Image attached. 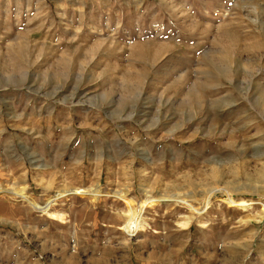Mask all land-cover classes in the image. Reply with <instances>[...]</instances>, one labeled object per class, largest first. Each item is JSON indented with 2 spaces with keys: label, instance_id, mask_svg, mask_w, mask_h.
Segmentation results:
<instances>
[{
  "label": "rangeland",
  "instance_id": "1",
  "mask_svg": "<svg viewBox=\"0 0 264 264\" xmlns=\"http://www.w3.org/2000/svg\"><path fill=\"white\" fill-rule=\"evenodd\" d=\"M0 264H264V0H0Z\"/></svg>",
  "mask_w": 264,
  "mask_h": 264
},
{
  "label": "bare ground",
  "instance_id": "2",
  "mask_svg": "<svg viewBox=\"0 0 264 264\" xmlns=\"http://www.w3.org/2000/svg\"><path fill=\"white\" fill-rule=\"evenodd\" d=\"M76 193H80V192H76ZM18 195H19V197L20 198H22V200H24V201H26V202H28L29 204H31L33 207H35L36 209H39V210H42V211H44L45 213H47V209H49L48 208V206L51 204V202L53 201V200H49V202L47 203V205H46V207H44V208H39V206H36V205H34V204H32L31 202H29V200L26 198V196H24L22 193L21 194H19L18 193ZM62 194H60V193H58L57 195H56V197H58L59 198V196H61ZM55 197V198H56ZM154 200V199H153ZM209 200H207V204L209 203L208 202ZM151 202H153L152 201V198L151 199H146V200H144L141 204H142V206H145V205H152V203ZM228 202L230 203V204H233V205H236V206H242V207H244V206H247L248 205V203L247 202H235V201H233V200H231V199H229L228 200ZM142 206H141V208H142ZM133 212H132V210H131V212H128V214H130L132 217L134 216V214H132ZM49 215H50V217H54L55 215L54 214H51V213H48ZM129 216V215H128ZM136 217V216H135ZM133 218V219H131L130 221H128L126 224H125V226L123 227L124 228V230H125V232H126V234H128V236L130 237V236H134V234H136L138 231H139V229H141V223L136 219V218ZM55 218V217H54ZM130 218V217H129ZM60 219V218H59Z\"/></svg>",
  "mask_w": 264,
  "mask_h": 264
}]
</instances>
